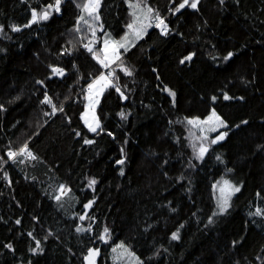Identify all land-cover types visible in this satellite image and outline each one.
<instances>
[{"label": "trees", "instance_id": "1", "mask_svg": "<svg viewBox=\"0 0 264 264\" xmlns=\"http://www.w3.org/2000/svg\"><path fill=\"white\" fill-rule=\"evenodd\" d=\"M85 3L62 1L59 13L25 27L32 9L54 0H0V264H86L92 248L100 251L97 264H115L118 243L139 264H264V0H199L196 9L177 13L182 0H140L164 18L168 34L153 20L122 52L132 75L112 65L127 99L105 90L97 132L81 118L84 88L106 69L84 44L94 40L93 30L94 51L105 31L122 37L137 0H101L98 21ZM45 93L63 112L51 114L41 103ZM213 109L227 127L208 135L198 158L200 143L187 121ZM221 132L227 136L212 144ZM24 144L36 159L9 160L8 150ZM226 175L241 188L218 214L216 185ZM90 179L97 182L91 188ZM61 185L75 202L57 201ZM176 231L180 238L172 240Z\"/></svg>", "mask_w": 264, "mask_h": 264}, {"label": "snow or ice", "instance_id": "2", "mask_svg": "<svg viewBox=\"0 0 264 264\" xmlns=\"http://www.w3.org/2000/svg\"><path fill=\"white\" fill-rule=\"evenodd\" d=\"M221 3H223V0H220ZM61 3L62 0H54V4L47 5L44 9L41 11H37L36 9L31 10V19L25 27H30L31 24L37 23L39 21H45L50 18L52 15V12L59 13L61 11ZM199 0H182V3L179 4L178 7L172 9L174 13L180 12L181 9L185 8V6H188L192 9H196L198 6ZM101 0H87V3L82 5V8L85 12L88 13L90 17H92L94 20L98 21L100 19L98 14V9L100 7ZM133 9L139 8L141 11H143V8L141 7L140 0H137V3L130 4L129 5ZM134 19L132 23L128 24L127 27L129 30H131L135 40H139L143 37V34L147 31L149 27H152V21L154 20L155 27L159 28L161 30L162 35L168 34V25L165 23L164 18L160 16L158 12H155L152 8L148 7L146 14L144 16V20H147L148 23H144V21H141L139 17H136L135 11L132 13ZM81 20H84V17H80ZM139 21V24H138ZM87 23V21H85ZM102 28V25H101ZM2 27H0V31H2ZM12 31H20V28L13 25ZM77 32L80 31L79 28L76 29ZM93 37H95L96 33L95 30L92 32ZM134 46V41H130L128 39V35L125 34L124 37H122L120 40H112L110 38L105 39L103 42V48L99 51H94V48L92 47V42L90 41L89 44H85L84 47L86 50L92 54L93 59L97 61V63L101 66L102 69H108L107 72L101 71L98 76H96L91 83L87 86V95L85 96V99L88 101V103L85 105V112L82 114V119L84 120V123L88 130L90 132H97L98 129H100V121L96 117L95 110L96 106L100 102V96L103 94V92L109 88L113 87L115 90L120 93L121 97L124 99H127L126 96H124V93L121 91L120 87L114 82L117 78L115 76V68H112V65L117 64L119 62L120 70L123 71L126 75H132L131 70H129L127 67L123 66L122 62V53L121 49L126 53L130 50V47ZM67 51V50H66ZM100 51L103 52V56L100 55ZM233 53L229 52L227 56L224 57L225 60H228L231 58ZM192 59V54L184 57L180 62L184 63L185 61H190ZM52 73L54 75L63 76L64 70L57 67H52ZM37 83H43L42 81H38ZM169 92V95L173 98L175 97V93L171 90H167ZM225 100H230L232 97L228 96L227 94H224L223 97ZM213 101H215L216 97H212ZM41 103L48 104L51 106L52 115H55L58 111L63 112V106H60L57 108V105L53 103L52 98L45 93L44 99L41 101ZM2 107V106H0ZM49 113H45V115H48ZM121 118L126 119L127 117L123 112L120 113ZM90 117V118H89ZM188 124L194 125V126H201V125H207L209 131H216L218 128L221 127H227V124L225 121L216 113V111L213 109L211 111V114L204 120H200L199 118L190 119L187 121ZM246 123V121H245ZM201 131H204V128L201 127ZM79 135V133H77ZM109 135H111L109 133ZM227 136L226 132H221L219 135H217L214 139L211 140L212 144H215L219 142L220 140H223ZM204 139H207V137H204ZM94 141L85 139V144H92ZM207 148L203 145L200 146L198 158H202L204 153L207 152ZM123 151V150H121ZM27 155L28 157H31L33 160L36 159V157L33 155L31 151H29L27 144H24L19 150H11L9 149L7 152V157L9 160H15L18 156L21 155ZM219 159V157H218ZM117 164L123 165L125 163L124 159H120L116 161ZM123 174V172H121ZM95 179H90L88 182V186L91 188L96 184ZM61 193H64L68 191L64 185L60 186ZM240 191V187L231 185L228 181H224V187H221V199L219 203V213L222 214L227 211L229 207V198L230 195L233 193H238ZM57 201L61 199V197L58 195L56 196ZM92 201H89L88 204H85V208H90L92 205ZM256 214H260L257 212ZM80 219H85V216H80ZM212 222L211 220L209 221ZM17 223H20V221H17ZM77 232L84 231L82 228H77ZM109 230L107 228L104 229V234L101 235L99 238L101 240H106ZM31 235V234H30ZM179 237V231L173 232L171 234L172 240H178ZM7 247L11 248V245H7ZM119 247L123 248V245H120ZM36 248L40 249V242H36ZM33 251H36L34 249ZM116 249H113V252H115ZM127 251V249H125ZM99 254L98 249H89L88 255L85 257V259L88 261V264H95V258Z\"/></svg>", "mask_w": 264, "mask_h": 264}, {"label": "rangeland", "instance_id": "3", "mask_svg": "<svg viewBox=\"0 0 264 264\" xmlns=\"http://www.w3.org/2000/svg\"><path fill=\"white\" fill-rule=\"evenodd\" d=\"M62 1H65V0H62ZM137 12H135L136 14V17H139V19L141 21H144V23H148L147 20H144V16L146 14V9H143V11H141L139 8H137L136 10ZM40 22V21H39ZM138 24H139V21H138ZM148 30V29H147ZM146 33V32H145ZM145 33L143 34V36L145 35ZM128 35V39L130 41H134V44H136L139 40H135L131 30H129L127 28V31L126 33ZM125 34L122 36L124 37ZM122 37L120 38H115L111 31L110 30H107L105 31L104 33V37H103V42L105 39H112V40H120ZM85 45V44H84ZM103 48V46L101 48H98L96 51H99ZM131 48V47H130ZM123 52V49H121V53ZM100 55L103 56V52L100 51ZM106 72V71H104ZM92 82V81H91ZM115 82V81H114ZM105 92V91H104ZM103 92V94H104ZM103 94L100 96V101H101V98L103 96ZM87 95V94H86ZM88 103V101L86 100V104ZM100 103V102H99ZM99 105V104H98ZM98 105L96 106V110H95V114H96V117L99 119L98 117V113H97V108H98ZM85 112V110L83 111V113ZM217 113V112H216ZM218 114V113H217ZM210 115V114H209ZM208 115V116H209ZM219 115V114H218ZM207 116V117H208ZM220 116V115H219ZM207 117L205 118H200V117H190V119H195V118H199L200 120H204L206 119ZM221 117V116H220ZM90 118V117H89ZM222 118V117H221ZM223 119V118H222ZM100 121V120H99ZM84 122V120H83ZM226 123V122H225ZM101 126V124H100ZM193 127V133L195 135V137L198 138L199 140V149H200V146L203 145L204 147H206L205 145V142H206V139H204V137H208V135H213L219 131H221L222 129H224L225 127H221V128H218L216 131H209L208 130V126L207 125H201V126H194L192 125ZM201 127L204 128V131L202 132L201 131ZM207 148V147H206ZM205 154V153H204ZM224 181H228L231 185H234V186H237V187H240L241 188V184L236 182L231 176H228L226 175L225 177H223L216 185V197H217V202H218V206H217V211L216 213L220 214L219 213V203H220V199H221V192H220V189L221 187H224ZM67 189V188H66ZM68 191L64 192V193H61V191L59 192V196L62 197L63 199H65V203L67 202L68 204H72L73 201L75 202V196L71 193V191L69 189H67ZM236 193H233L230 195V198H229V206L231 204V201L233 199V197L235 196ZM229 208V207H228ZM228 210V209H227ZM225 213V212H224ZM120 245H123L124 247L121 248L119 247ZM116 249L115 252H113V249ZM92 249H97V248H92ZM125 249H127V251H125ZM99 250V249H98ZM99 254H100V251H99ZM99 254L96 256L95 258V264H97L98 262V257H99ZM111 258L113 259V262L115 264H139L142 262V259L135 253L133 252L128 246H126L125 244L123 243H118L116 245L113 246L112 248V251H111ZM86 264H88V261L86 260Z\"/></svg>", "mask_w": 264, "mask_h": 264}, {"label": "water", "instance_id": "4", "mask_svg": "<svg viewBox=\"0 0 264 264\" xmlns=\"http://www.w3.org/2000/svg\"><path fill=\"white\" fill-rule=\"evenodd\" d=\"M61 4H62V3H61ZM101 30H102V28H101ZM97 45H98V33H96L95 38H94V40L92 41V47L95 49V48L97 47ZM97 200H98V197H94V198L88 200L87 202H85L84 205H83V208H82V209H83V212L81 213V216H82V215L85 216V219H86L87 216H88V215L90 214V212L92 211L93 207L95 206V203L97 202ZM89 201H92V202H93L92 205H91V207H90V208H85V207H84L85 204H88ZM85 219H83V220H85Z\"/></svg>", "mask_w": 264, "mask_h": 264}, {"label": "built area", "instance_id": "5", "mask_svg": "<svg viewBox=\"0 0 264 264\" xmlns=\"http://www.w3.org/2000/svg\"><path fill=\"white\" fill-rule=\"evenodd\" d=\"M155 23H156V22L154 21V25H155ZM105 71H108V69H106ZM84 89H86V90H87V86H86Z\"/></svg>", "mask_w": 264, "mask_h": 264}]
</instances>
